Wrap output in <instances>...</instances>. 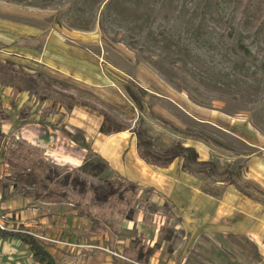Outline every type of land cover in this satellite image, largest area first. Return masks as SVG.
<instances>
[{
    "label": "rangeland",
    "instance_id": "374dc122",
    "mask_svg": "<svg viewBox=\"0 0 264 264\" xmlns=\"http://www.w3.org/2000/svg\"><path fill=\"white\" fill-rule=\"evenodd\" d=\"M106 1L0 0V63L36 75L103 121L107 113L123 131H131L141 115L153 149L181 142L215 165L193 163L188 171L184 158L175 159L174 195L151 213L136 202L131 218L121 221L113 250L107 233L79 234L94 223L74 215L75 205L20 196L3 201L0 193V228L27 230L45 253L37 260L20 239L0 236V264H139L122 254L138 243L147 264H264V0H115V20L102 25ZM149 36L161 40L150 46L157 52L190 49L196 78L180 70L182 87L176 88L138 56L142 46L136 42ZM132 95L143 101V111ZM0 101L4 148L21 110L33 108L16 87L0 86ZM57 119L51 118L50 128H57ZM46 125L32 120L21 128L45 136ZM21 131L11 147L41 152L33 172L45 179L42 184L65 183L71 171L89 186L115 175L82 149L88 147L80 133L59 131L49 144L46 138L33 144ZM11 167L25 181L32 170L20 162ZM9 171L0 158V178Z\"/></svg>",
    "mask_w": 264,
    "mask_h": 264
},
{
    "label": "trees",
    "instance_id": "16d2710c",
    "mask_svg": "<svg viewBox=\"0 0 264 264\" xmlns=\"http://www.w3.org/2000/svg\"><path fill=\"white\" fill-rule=\"evenodd\" d=\"M13 1L17 3L25 2V0ZM114 3L115 0H107L103 4L102 10L107 19L105 20L104 18L100 21L102 25H105L106 22L115 20ZM160 42V39L151 36L147 37V40L144 41H141L140 37L136 42V44L141 43L142 46L137 48L138 56L152 63L153 67L166 79L168 78L167 80L176 88L177 86L182 87L177 82L180 77L178 73L180 70V72H185L187 77L194 80L196 78V73L192 65L193 58L191 55L193 56V52L190 49H187L185 52H168V50H160L157 52L151 49V45L159 44ZM133 46L135 48L137 47L135 43H133ZM185 56L189 57L190 62ZM188 65L191 67L188 68ZM0 86L16 87L21 93H27L28 98L32 101L31 108H33V110L29 108H23L21 110L18 116L20 124L13 128L12 137L10 138L11 141H8L4 148L0 147V158L5 165L10 167L9 172L11 175H2L0 178V183L2 184L0 190L1 200L7 201L13 197L20 196L30 200H39L44 203H71L76 206L74 215L87 218L94 223L90 231L79 232V234L90 238L95 235L107 233L109 236V248L112 250L115 249L116 234L120 228L121 221L123 219H130L134 212L132 206L141 191L140 184L136 181L124 178L117 173L114 175L113 179H101L98 183L89 186L86 182H80L78 176H74L77 171H71L65 183H50V180L47 181L46 179L48 184H42L45 179L36 177L34 174L35 171H38L34 161L42 157L41 152H38L34 148L11 147L15 139V133L19 132L23 125L32 120L50 125L51 118L53 117H58L57 122L53 123L54 127H62L72 108L76 105H80V103L75 101V99H71L72 97H66L65 94L57 93L49 89V87L43 84L36 75L22 72L10 64L0 63ZM133 99L138 109L143 111V101L134 96ZM46 101H51L52 104L46 105ZM1 105L2 102L0 101V118H3V116L6 115V111ZM103 115L104 121L101 126L102 133L110 135L124 130V127L113 125L107 113L103 112ZM143 124V118L139 115L131 131L137 136L138 154L146 163L156 167H168L175 159L184 158L186 163L183 167L188 171L191 170L189 166L193 163L197 165H215V163L210 161H200L197 149L193 146H185L181 142H176L174 145L164 150H158L157 147L153 149L152 141L154 139L149 135L147 128H145ZM18 144L19 143L15 146ZM83 144H86L85 139H83ZM17 162L25 164L26 168H28V164L32 166V170L30 169L29 173L26 175V181V178H20V173H16L11 167ZM10 177H14L15 182L12 183ZM115 178L117 179L115 180ZM225 182L231 183L232 180H225ZM27 183L36 184L37 189H26L25 185ZM44 186H48V189H43ZM142 203L143 200H140V206ZM151 208L152 205L147 203L143 211L146 212ZM152 209L155 211L156 207ZM0 236H10L20 239L23 244L32 251L33 256L37 260L45 256L44 250L40 246L38 239L27 230L8 231L0 228ZM143 248L144 247L138 243L134 248L124 250L122 254L126 258L141 264H147V260L142 257Z\"/></svg>",
    "mask_w": 264,
    "mask_h": 264
},
{
    "label": "crops",
    "instance_id": "0c3cea01",
    "mask_svg": "<svg viewBox=\"0 0 264 264\" xmlns=\"http://www.w3.org/2000/svg\"><path fill=\"white\" fill-rule=\"evenodd\" d=\"M103 124V116L85 105H76L72 108L71 112L67 115L64 121V129L50 128L46 129V135H37L35 132L26 130L27 127L21 128L22 137L25 140L31 141L33 144H38L37 140H43L46 138V144H49L51 138L57 136L59 131L62 133L77 132L83 135L90 154L96 156L98 162H103L109 173L108 176L119 174L130 180L137 181L142 189L133 204L135 211V203L140 206V200H144L141 204L142 210L145 208L147 203H150L156 210L148 209L146 213L156 212L159 208L160 201L172 197L176 192L178 186V174L177 169L172 163L168 167H156L146 163L138 154L137 150V138L135 134L130 130L117 132L114 134H104L101 132V126ZM39 125V124H34ZM38 129V127H36ZM35 129V127H34ZM23 130H26L28 138L25 137ZM40 136V137H39ZM50 139V140H49ZM74 143L73 140H70ZM146 187V188H143ZM148 191V192H147ZM149 195V201L144 196ZM154 202V203H153ZM50 206L58 205V203H47ZM134 213V212H133ZM164 214L165 210H161L160 214ZM173 213V212H172ZM129 259V258H127ZM134 263H139L132 259H129ZM141 264V263H139ZM256 264H263L257 262Z\"/></svg>",
    "mask_w": 264,
    "mask_h": 264
},
{
    "label": "bare ground",
    "instance_id": "6f19581e",
    "mask_svg": "<svg viewBox=\"0 0 264 264\" xmlns=\"http://www.w3.org/2000/svg\"><path fill=\"white\" fill-rule=\"evenodd\" d=\"M201 147V146H200Z\"/></svg>",
    "mask_w": 264,
    "mask_h": 264
}]
</instances>
